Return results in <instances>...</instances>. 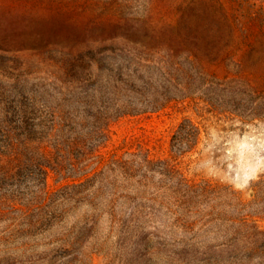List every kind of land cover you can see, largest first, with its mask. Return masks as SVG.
I'll return each instance as SVG.
<instances>
[{
    "label": "rangeland",
    "instance_id": "rangeland-1",
    "mask_svg": "<svg viewBox=\"0 0 264 264\" xmlns=\"http://www.w3.org/2000/svg\"><path fill=\"white\" fill-rule=\"evenodd\" d=\"M169 54L183 64L196 55L210 74L245 81L263 96L259 115L244 121L195 94L171 100L158 112L116 116L97 148L96 163L101 169L114 156L148 153L154 161L168 160L190 185L228 187L250 202L253 184L264 176V0H0V140L6 132L47 124L51 110L75 111L79 100L92 99L94 87L104 84L107 75L122 76L123 64L136 67L139 59H168ZM98 76L102 82H96ZM117 96L103 88V99L136 100L128 91ZM184 119L193 120L201 134L194 149L179 155L171 151V138ZM40 146L50 157V146ZM39 178L27 165L10 181H0V195L10 194L15 203L24 204ZM70 183L72 179L48 170L50 195ZM260 194L264 204V187ZM52 208L70 211L65 224H54L39 237L44 242L74 223L80 228L82 217L92 213L86 205L56 203ZM207 208L194 199L187 218L197 219L194 212L205 214ZM165 213L158 220L171 226L176 217ZM260 224L264 227V221ZM172 229L175 237H183ZM107 232L102 218L74 252L80 260L76 264H117L125 257L114 239L105 240ZM199 238L209 240L205 234ZM131 257L142 264V256Z\"/></svg>",
    "mask_w": 264,
    "mask_h": 264
},
{
    "label": "trees",
    "instance_id": "trees-1",
    "mask_svg": "<svg viewBox=\"0 0 264 264\" xmlns=\"http://www.w3.org/2000/svg\"><path fill=\"white\" fill-rule=\"evenodd\" d=\"M169 56L139 59L134 62L136 67L132 62L123 64L126 71L122 76L107 75L104 84L94 87L92 99L79 100L75 111L51 110L47 124L3 134L1 184L27 165L35 168L40 183L24 204L15 203L10 194L0 195V264H47L58 258L68 259L61 264H76L80 260L73 257L74 252L102 218L107 221L105 240L114 239L125 256L117 264H134L131 256H142V264H264V227L260 224L264 221L260 194L264 176L253 184V199L246 202L228 187L190 185L168 160L154 161L148 153L114 156L101 169L96 163L97 148L107 139L109 122L116 116L158 112L171 100L195 94L244 121L259 115L258 102L263 96L242 79L210 74L196 55H189L186 64ZM102 79L98 76L96 82ZM103 88L115 97L122 91L131 92L136 100L103 99ZM200 134L193 120L184 119L171 138V151L179 155L190 152ZM40 143L50 146V157ZM49 169L73 183L50 195L46 188ZM194 199L208 208L205 214L194 212L200 216L190 221L187 216ZM56 203L71 208L86 205L92 213L82 217L80 228L74 223L60 237L41 241L39 237L54 224H65L70 209L58 213L52 208ZM162 212L176 217L171 226L158 220ZM172 228L183 237H175ZM200 234L209 240L200 239Z\"/></svg>",
    "mask_w": 264,
    "mask_h": 264
}]
</instances>
